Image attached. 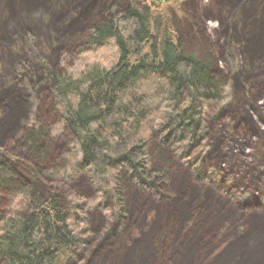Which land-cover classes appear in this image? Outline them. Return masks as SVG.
Here are the masks:
<instances>
[{
	"label": "trees",
	"instance_id": "16d2710c",
	"mask_svg": "<svg viewBox=\"0 0 264 264\" xmlns=\"http://www.w3.org/2000/svg\"><path fill=\"white\" fill-rule=\"evenodd\" d=\"M96 2L102 4L101 0ZM216 2L219 8L230 10L229 21L232 12L242 9L241 20L246 34L254 37L255 42L250 43L255 52L254 47L262 43L257 37L264 34V0ZM106 4L99 11L102 18L91 26L87 44H113L114 55L107 66L95 60L71 74L53 67L46 70L57 116L51 132L57 135L66 130L71 145L61 154L59 166L45 165L51 153L50 147L37 144L42 133L39 129L27 130L18 139L17 147L26 151L27 159L18 163L1 153L0 188L13 195L15 204L13 215L0 217V264H89L85 256L95 235L91 213L99 212L116 225L105 237L115 242L118 228L128 217L126 185L157 191L164 169L156 167L152 157L157 153L165 156L166 151L186 166L195 181L209 183L239 209L250 212L244 211V215H252V227L241 232L240 239L253 233L257 238L247 246L260 249L264 260V215L254 213L264 212V189L251 203L249 193L233 188L231 176L224 177L209 161V124L216 126L222 119L232 88L215 72L217 60L211 52L199 54L182 48L183 38L174 20V15L182 14L181 0H166L156 6L149 0H108ZM55 10L52 13H57L61 25L59 16L64 10ZM239 28L236 23L237 32ZM0 42L6 41L1 37ZM228 50L229 61L235 65L236 55ZM14 92L4 96L13 101ZM12 103L4 133L13 127L14 112L19 108ZM80 174L87 176L93 197L71 193L61 200L43 181H72ZM201 197L169 198L178 202H173L172 211L162 218L168 227L158 225L159 221L151 241L145 238L144 250L159 251L160 258L171 252L170 260L181 258L182 263L189 255L199 254L205 236L196 242L193 235L200 223L187 233L176 226L182 223L188 206L202 204ZM42 205L45 208L41 211Z\"/></svg>",
	"mask_w": 264,
	"mask_h": 264
},
{
	"label": "rangeland",
	"instance_id": "374dc122",
	"mask_svg": "<svg viewBox=\"0 0 264 264\" xmlns=\"http://www.w3.org/2000/svg\"><path fill=\"white\" fill-rule=\"evenodd\" d=\"M74 1H78L77 6L69 8ZM96 1L0 0V38L6 41L0 42V160L1 153L18 163L27 159L26 151L17 147L18 139L27 130L42 131L37 144L50 147L51 153L45 165L59 166L61 154L71 147L66 130L57 135L51 132L57 116L50 100L46 70L53 67L71 74L95 60H99L100 66H107L105 63L114 55L113 44L108 42L100 47L87 44L91 26L104 15L100 8L104 9L108 0H101L102 4ZM151 4L156 6V3ZM219 7L216 0H181L182 14L174 15V20L183 38L182 48L199 54L211 52L217 60L215 72L231 85L232 95L222 119L216 126L209 124V161L221 169L224 177L231 176L233 188L248 192L250 202L254 203L260 190L264 189V34L255 33L262 43L254 47L253 52L250 40L255 42L254 37L247 35L241 20L242 9L232 12L229 21L230 10ZM53 9L64 10L59 16L61 25H58ZM14 23L20 26L14 27ZM236 23L239 32L235 30ZM228 49L236 55L235 65L229 61ZM14 89L16 99L7 100L4 94ZM12 102L19 108L14 112L13 127L4 133V125L11 117L7 113L8 108L13 107ZM164 153L165 156L157 153L152 157L155 166L164 169L157 191L126 185L128 217L118 228L115 242L105 237L107 230L116 225L107 222L99 212L91 213L95 235L85 256L86 263L244 264L247 260H256L253 264H264L260 257L262 251L247 246L257 237L249 233L247 239H240L241 232L252 227V215L245 216V210L239 209L209 183L195 181L186 166L170 151ZM43 181L61 200L71 193L94 196L85 174L72 181ZM175 195L180 201L190 196L197 200L202 195L199 198L202 206H188L182 223L175 227L176 230L183 228L187 233L200 223L194 240L197 242L205 236L200 253L189 255L183 263L179 261L181 258L170 260L171 252L160 258L159 251L154 254L143 247L145 238L151 241L159 229L155 226L159 221L158 225L168 227L162 218L172 211L171 204L178 202L168 200ZM14 204L13 195L0 188V217L13 215ZM44 208L42 205L41 209ZM195 208L199 210L194 212ZM254 213L264 215L258 210ZM153 225L155 228H151ZM203 225L209 226L203 230ZM162 242L165 243V238Z\"/></svg>",
	"mask_w": 264,
	"mask_h": 264
},
{
	"label": "water",
	"instance_id": "95a60500",
	"mask_svg": "<svg viewBox=\"0 0 264 264\" xmlns=\"http://www.w3.org/2000/svg\"><path fill=\"white\" fill-rule=\"evenodd\" d=\"M164 1H166V0H155V1H151L150 3H156V5L159 3V2H164ZM43 209H41V211H42Z\"/></svg>",
	"mask_w": 264,
	"mask_h": 264
}]
</instances>
